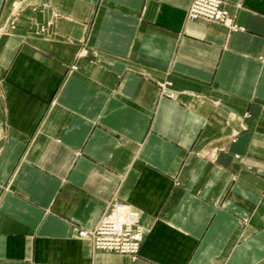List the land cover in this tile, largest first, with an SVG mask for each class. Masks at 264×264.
<instances>
[{
  "label": "crops",
  "instance_id": "obj_1",
  "mask_svg": "<svg viewBox=\"0 0 264 264\" xmlns=\"http://www.w3.org/2000/svg\"><path fill=\"white\" fill-rule=\"evenodd\" d=\"M189 3L0 0V264H264V0ZM111 200L134 259L75 234Z\"/></svg>",
  "mask_w": 264,
  "mask_h": 264
},
{
  "label": "built area",
  "instance_id": "obj_2",
  "mask_svg": "<svg viewBox=\"0 0 264 264\" xmlns=\"http://www.w3.org/2000/svg\"><path fill=\"white\" fill-rule=\"evenodd\" d=\"M187 19H202L224 25L230 31L240 30L233 16L226 9L223 0H190L186 9ZM4 29L0 27V32ZM170 83H161L162 89ZM75 234L90 241L92 250L112 251L137 257L144 235L139 213L126 203L111 200L90 229L75 228Z\"/></svg>",
  "mask_w": 264,
  "mask_h": 264
},
{
  "label": "rangeland",
  "instance_id": "obj_3",
  "mask_svg": "<svg viewBox=\"0 0 264 264\" xmlns=\"http://www.w3.org/2000/svg\"><path fill=\"white\" fill-rule=\"evenodd\" d=\"M12 23H10V22H6V23H3V24H0V27H3L4 29H2V31L0 32V35L2 34V33H6V32H8L10 29H12ZM79 52H82V51H79ZM70 68H73V65L72 66H70ZM128 205V204H127ZM132 208V207H131ZM136 210V209H135ZM104 211V210H103ZM137 211V210H136ZM138 212V211H137ZM139 213V212H138ZM101 217V216H100ZM139 220H140V213H139Z\"/></svg>",
  "mask_w": 264,
  "mask_h": 264
}]
</instances>
